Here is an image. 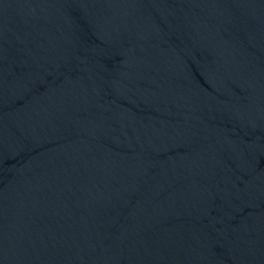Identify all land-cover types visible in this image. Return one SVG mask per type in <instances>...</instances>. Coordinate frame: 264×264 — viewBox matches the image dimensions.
<instances>
[{
  "label": "water",
  "instance_id": "1",
  "mask_svg": "<svg viewBox=\"0 0 264 264\" xmlns=\"http://www.w3.org/2000/svg\"><path fill=\"white\" fill-rule=\"evenodd\" d=\"M0 264H264V0H0Z\"/></svg>",
  "mask_w": 264,
  "mask_h": 264
}]
</instances>
